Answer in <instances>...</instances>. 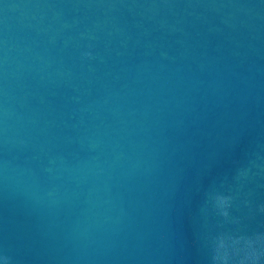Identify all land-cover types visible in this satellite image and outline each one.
<instances>
[{"label":"water","instance_id":"1","mask_svg":"<svg viewBox=\"0 0 264 264\" xmlns=\"http://www.w3.org/2000/svg\"><path fill=\"white\" fill-rule=\"evenodd\" d=\"M0 264H264V0H0Z\"/></svg>","mask_w":264,"mask_h":264}]
</instances>
